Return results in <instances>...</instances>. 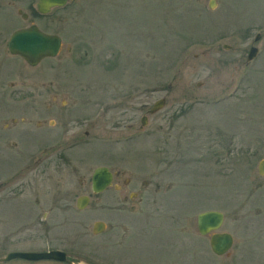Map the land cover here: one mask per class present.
<instances>
[{
  "label": "rangeland",
  "instance_id": "1",
  "mask_svg": "<svg viewBox=\"0 0 264 264\" xmlns=\"http://www.w3.org/2000/svg\"><path fill=\"white\" fill-rule=\"evenodd\" d=\"M36 2L0 0V257L59 249L83 264H264V0H72L44 15ZM31 23L62 38L35 66L6 46ZM102 165L149 182L142 199L117 209L90 194L77 209L89 194L77 183ZM207 210L224 214L229 255L197 232ZM97 220L107 228L94 234Z\"/></svg>",
  "mask_w": 264,
  "mask_h": 264
},
{
  "label": "water",
  "instance_id": "2",
  "mask_svg": "<svg viewBox=\"0 0 264 264\" xmlns=\"http://www.w3.org/2000/svg\"><path fill=\"white\" fill-rule=\"evenodd\" d=\"M68 0H38L36 8L39 13H48L52 7L63 6ZM215 0H210L209 8H213ZM21 13V10H18ZM26 15L23 14V17ZM259 35H256L257 40ZM61 46V39L58 35L46 33L42 31L36 24L28 25L27 27L15 30L7 41L8 52L12 55L20 56L29 66L37 65L46 57H54L57 55ZM258 52L255 46L250 47L246 61L252 60ZM163 99L157 100L149 113H153L163 106ZM141 123H146V118L143 116ZM259 172L264 173V160L260 162ZM111 180V174L106 167H96L92 174V190L94 192L102 191ZM86 204V199L80 200L79 208ZM223 213L217 210H207L199 213L196 217L197 230L199 234L205 235L211 231L214 233L210 238V248L213 253L221 255L227 252L232 245V236L226 232H216L223 223ZM104 224L100 221L94 223L93 232L102 231ZM24 259L28 261L37 260H55L69 264H82L70 260L66 253L61 250L47 251H11L0 257V262L10 261L12 259Z\"/></svg>",
  "mask_w": 264,
  "mask_h": 264
},
{
  "label": "flooded vegetation",
  "instance_id": "3",
  "mask_svg": "<svg viewBox=\"0 0 264 264\" xmlns=\"http://www.w3.org/2000/svg\"><path fill=\"white\" fill-rule=\"evenodd\" d=\"M72 0H68L67 2H66V4H68L69 2H71ZM66 4H64L63 6H65ZM36 6V5H35ZM59 7H62V6H56V7H52L50 10H49V12L48 13H50L53 9H56V8H59ZM19 10H21V9H19ZM37 10V9H36ZM22 11V10H21ZM38 12V11H37ZM39 13V12H38ZM48 13H40V14H48ZM22 17H23V14H25L26 16L25 17H23V19H27L28 18V14L27 13H25V12H23L22 11V13H19ZM31 24H35V23H31ZM31 24H29V25H31ZM56 34V33H55ZM60 36V35H59ZM61 38V37H60ZM61 42H62V38H61ZM159 99H163V101H164V104H165V97H161V98H159ZM158 99V100H159ZM156 102V101H155ZM154 102V103H155ZM153 103V104H154ZM153 104H152V106H153ZM152 106H151V108H152ZM145 118H146V116L145 115H143ZM141 119H142V117H141ZM22 120V122H24V118H22L21 119ZM147 120V119H146ZM12 126H15L16 125V119H12ZM38 125H40V123H38ZM5 130L8 128V125L7 124H5L4 125V127H3ZM42 129H44V128H42ZM47 129H49V128H45V133H47L48 135H50L51 133H50V131H48ZM41 130V129H40ZM68 131V129L66 128L65 129V132H67ZM64 132V133H65ZM262 160H264V159H261L260 161H259V163H258V167H257V171H258V173L259 174H261L260 172H259V165H260V162L262 161ZM42 161H45V158L44 159H42ZM115 161H117L118 162V160L117 159H115ZM118 164V163H117ZM97 167H99V166H97ZM102 167H106L107 168V170H108V172L111 174V180H110V183L108 184V186H106L102 191H99V192H94L93 190H92V174H93V172H94V169L96 168H94L93 169V171H92V173H91V177H90V183H87L86 182V179L85 178H82V175H79V170H77V169H74L72 172L73 173H75L76 175H78L79 177H81L82 179L77 183V186H78V188H83V187H85V189H87L88 190V192H89V194H80V195H78L77 197H76V199H75V206H76V208L77 209H79V210H83V209H85V207L88 205V203H89V201H90V198H91V195H93V197H99V196H101V195H103V194H107L106 195V197H110L108 200H106V201H96V203L95 204H98V203H100V206H106V207H108V208H121L122 207V205L123 204H125L126 203V201H127V197H129V199H133V198H135V197H138V199H142V195L141 196H139L140 194H143L144 193V191L148 188V186L150 185L149 184V182H147V181H144V180H140V179H137V178H129V179H127V178H125V176H124V171L123 170H121L119 167H114V166H107V165H102ZM264 175V173L263 174H261V176H263ZM159 186H158V184H156L155 185V188H158ZM131 189L132 188V191H127V193H125V191H126V189ZM61 194H64V192H60ZM91 194V195H90ZM86 199V204L82 207V208H79L78 207V204L80 203V200H82V199ZM58 200H59V202H60V204H59V206H61L62 205V207L63 208H66V206L68 205V203H70L69 202V198H68V196H65V197H62V196H60V197H58ZM62 201L64 202V203H62ZM67 204V205H66ZM97 221H100V222H102L103 224H104V228L102 229V231H100V232H97V233H94L93 232V226H94V223L95 222H97ZM97 221H95L94 223H93V225H92V232L94 233V234H98V233H101V232H103L106 228H107V225H106V223L105 222H103V221H101V220H97ZM220 228H221V226H220ZM220 228L217 230V232H226V233H229V232H227V231H222V230H220ZM214 232H210V233H208V234H206V235H202V236H208L209 237V241H210V238H211V235L213 234ZM231 236H232V242L234 243V236L231 234V233H229ZM233 243H232V245H231V247L233 246ZM230 247V248H231ZM229 251H230V249L227 251V252H225L224 254H222V255H229ZM68 255V254H67ZM216 255V254H215ZM217 256H221V255H217ZM69 257V256H68ZM70 258V257H69ZM66 263V262H65Z\"/></svg>",
  "mask_w": 264,
  "mask_h": 264
}]
</instances>
